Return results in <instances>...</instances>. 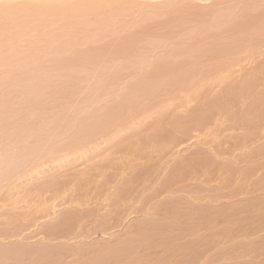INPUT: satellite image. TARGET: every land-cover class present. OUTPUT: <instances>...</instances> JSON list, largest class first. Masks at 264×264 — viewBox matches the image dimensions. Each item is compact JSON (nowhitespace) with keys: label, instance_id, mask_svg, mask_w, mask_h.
Listing matches in <instances>:
<instances>
[{"label":"rangeland","instance_id":"obj_1","mask_svg":"<svg viewBox=\"0 0 264 264\" xmlns=\"http://www.w3.org/2000/svg\"><path fill=\"white\" fill-rule=\"evenodd\" d=\"M110 1H116V2L125 1L128 3H126L125 7H123L121 4H118L116 8L113 7L114 4H111V6L108 9L93 13L92 17L96 15V22H97L96 26L97 27L94 26L95 25L94 23H92V25L89 24L86 27L84 23L81 27L82 33L78 32L77 35L78 36L81 35L82 37L89 35L91 38H93L94 36L97 37L102 34L105 36L106 32L111 31L109 34L106 33L107 35L102 41L98 42L99 44L94 40L91 42V44L94 47H91L88 50H84V51L88 52L89 50L94 49L96 46H106L108 48L109 44L111 45L113 43L117 45H124V42L126 40L125 46H128V47H129L128 43L133 42L132 43L133 53L132 54L130 53L131 56L130 54L111 55V53L108 52L109 54L101 55L102 57L99 58L100 60L97 59L96 62H89L86 64L77 63L75 65L76 67L71 66V67H66V69L58 68V71H53L55 70V67H53L54 69H52V66H51L53 61L56 58L59 59L60 56H63V54L54 53V52L52 53V51H46L47 53L41 52L37 55L39 56L42 64L47 67L41 68V70L38 71V73H33V74L30 73L28 75V80H26L27 82V85H25L26 88L22 86H13V87L11 86L10 88L8 85L0 88V96L4 95V98H5V100L4 99L2 100L0 98V153H1L0 154V164L1 165L3 164L4 166L5 162L7 164V163L12 162V160L19 163L16 169L14 170L15 172H12L10 174V176L13 175L11 179H9L11 182H9V180H3V183L1 184V187L6 188L9 182V186L11 188V186L15 182V184L13 185L14 188L12 187V189H9L8 188L9 186H8L6 188V191L7 189L8 191L6 192L5 190H3L2 194L9 193L11 197L13 196L17 198L20 196L19 197L20 199L19 198L15 199L12 197V199H10L8 202L7 201L3 202L4 198L5 199L7 198L6 196L5 197L3 196L4 198L0 197L2 199V200L0 199V205L3 203H7V204H3V206L1 205V207L5 208V210L7 211H5L3 208L1 209L0 207V210H4L5 215H6V216L0 215L1 216L0 217V248H6V249H11V250L13 249L14 251L12 252L17 254V257L15 258H14V256H16L15 254L12 255L13 258L11 256H5L3 254H0L2 255L0 256V264H18V263L19 264H87L93 259L95 260L98 257L100 258V256L101 258H103L102 259L103 262L108 260L106 262L107 264L116 263L115 261L111 259V256H108L109 254L108 249H110L111 247H112L111 250L114 249L113 247H116V249H118L117 245H119L121 241L124 240L125 238H128L129 234H131L129 230L130 227L136 225L137 223H140L146 214L144 215L143 212L141 213L133 212L132 214H130V216L126 215L123 217L124 221L120 226L113 228L111 227L112 225L111 217L113 216V214L111 216V213H105V211H100L97 213L95 211L97 208L95 209V206H93V203H92V201L95 202V200L88 199L90 198L89 196H86L85 199L81 198L78 196L77 194L78 192H76L73 195L72 188H75V186L73 184L72 186L71 183H69L68 181L71 177L73 178V177L79 176L80 174L81 175L85 173L93 174L95 170L97 171V167L105 166L102 163V160L106 157V155L107 156L110 155L112 160H114V162H117L119 165H120V162L118 161L123 160L125 163V166L127 165L129 167L127 169L128 171H131V170L132 172L135 171V174L133 173L131 174L130 172L128 173L129 174L127 176L128 179H130L134 175L137 176V173L141 171V176L135 178V180H137L138 182L136 181L137 183L136 182L133 183L134 187L138 186L140 182L141 184L137 188L142 187L143 183H150L156 180L154 181L155 184L153 183L154 184L153 187L159 190L158 193L162 191L161 192L162 194H160L161 196H157L155 199L156 200L160 199L161 202L164 200L165 201L172 200V201L178 202L179 204L181 202L180 206H184L186 202H189L191 199L195 198L193 197L195 194L197 195V192L194 194L192 193L193 190L195 192L196 190L199 189V190H203L202 193L205 196L206 194L207 195L213 194V196H215L219 192L220 193L222 191L224 192V193L222 192L223 197H220L221 199L220 198L216 199V203H215V200L213 201L206 200L204 202V204L207 205L208 210L212 212H213V209L214 211H218V209L220 210V208H222V211H223V209L229 210L232 207L239 208V210L238 208H236V211L235 210L232 211L230 209L229 214H231V216L226 211L227 214H224L223 218H220V216L217 217L219 218L217 220L219 224L218 223H215V224H217L218 226L213 225L211 228L208 227L209 229L204 228V229L198 230L197 233L191 237L180 239L174 244L169 243L170 248H173V246L174 248H176L177 245L184 243L186 240L191 241V240H197L201 238V241H202V238H203L205 239L203 241H206V237H208V235L209 237H211L212 234H216L217 236V239L215 240L216 242L212 241V243L214 242L215 243L220 242V243L218 247L215 244L216 248H211L215 250H212L211 251L212 253L209 252V255L210 254L213 255V252L214 254L220 252L216 256L213 255L215 258H217V256L220 254H224V256L227 255L228 258L223 257V255H220V257L221 256L223 257V258L221 257L222 258L221 261L223 263H228V264H230L229 262H232V264H234L235 262H247V263L255 262L258 264H263L264 263V220H263L264 218L262 215H264L263 214L264 212V191H263L264 190V153L262 152L264 151V146H263L264 145L263 143L264 142V138H263L264 130H261V129H263L264 127L261 128V126L264 125L263 123L264 121L262 122L264 118L261 120L262 122L261 124L263 125H260V122L258 123L260 127L259 125L258 126L256 125L257 127H259L258 130L261 128L260 130L263 133H260L261 131L259 130L260 132L258 131L259 133L257 132L258 133L257 134L256 133L257 130H255V127H256L255 126L253 129L255 132L253 133H256V134L253 135L251 133L252 135L250 137L252 138L250 137L248 138L250 143L247 140L248 142L246 143L247 147L245 146L244 148L243 147L241 149L239 148L240 150H238L237 148V150L231 153L224 152L225 149L224 150L222 149L221 151L223 152V154L225 153L224 155L223 154L221 155L220 154L221 151H219L216 148L217 143H218L216 142V139H215L216 135H218L220 138H222V136L225 137L224 139L222 138L221 140H223L224 143H228L229 140L231 139L228 137L229 136L228 134L237 136L244 132L241 129H237L238 131L236 129L235 131L227 130L225 131L226 133L225 135H228V136H225L224 133L223 134L221 133L222 132L221 129L220 130L218 129L219 131L217 132L213 126H212L213 128L210 127L211 125L215 124L214 122L218 124V120H220L222 123H225V122L227 123L228 120H225V122L221 120L223 118L226 119L225 117L220 116V119H218L217 121H214L208 127L209 129L204 128L203 130H201V131H204L203 133H201L200 131H195V130L193 131L194 126H192V129L188 128L189 130H192V132L189 131L188 129L182 130L181 128H179L178 130H174V131L181 130L180 132H182V135H180L181 133L179 134V132L177 133L173 132L174 135L177 134V136L179 137L181 136L180 138H178V141H177V144L180 142L178 146L176 142L172 144H168V145L167 143H165L167 140L171 138L169 137L172 135L170 131L173 129L172 126L170 125L171 122L168 119V117L171 115L170 112H165L166 114L165 113L163 114L164 117L161 118L162 128L160 129V131L158 130L160 133L162 132V130L167 128L166 130L168 131V134L164 135V138L161 135V133L154 135L153 125L155 124L156 120L158 122L159 118L161 117V113L163 112L161 110H163L164 108H168V107L171 110L176 111L178 113L179 118H189L190 117L189 115L192 112V110L196 109V106L199 104V102H196L198 101L197 99H195L194 101L192 100V103H190L191 102L190 100V102L184 101L182 103H178L180 105L176 104V105L170 106L171 104L170 102H172L174 98H176L174 99V101L177 99L183 100V98H185L184 95L188 92L189 94L192 95L193 92L196 91L198 88L199 89L201 88V90H204V91L206 90V88H213V87L217 88L218 85L216 86L214 85V83L218 84L220 83V81H223L224 78H227L226 79L227 83L231 81L234 83L237 82V84H239L240 82H242V80L244 81V78H248L250 76L249 73H253V72L255 76L260 75L259 77L262 80L263 73L260 72L261 69L259 70V68L260 66L261 68L263 67L262 61L264 59V55L260 57L258 56L256 57V54H258L257 52L254 55L255 57L254 56L246 57L245 54L241 51L240 53H237L236 55H228L227 53L226 55L228 57H225V56L220 57V56H216L218 54L217 53L213 56L215 59H217L216 61L214 59H207L208 55L206 54L205 55L200 54L198 51H196L197 49V46H196V48H194V52H197L196 53L197 55L195 54L191 56H183L180 58L188 59L189 61L199 60V63L202 62V66L196 67L199 70H202V69L210 70L211 69L210 66L217 64L216 65L217 67L213 71H211L212 73L203 74V71L191 72L190 74L192 75V82L194 83L191 87H189L185 91L183 89L182 90L175 89V87L166 89L164 91L160 90L161 91L159 93L160 96L158 95V98L152 101V103L150 104L151 106L149 105L150 108L149 109L146 108L147 110L139 111L137 109V105L139 104L138 102H131V101L126 102L123 105L124 107L120 109L122 110V115L123 116L125 115L124 117L126 118V121L124 123H118L116 125H113L112 127L108 126V128H105V130L99 131V132H93L88 137H86L85 134L87 135V132L91 133L92 131L95 130L94 125L97 124V122H94L93 115H104L106 113L108 114L109 113L108 110H113L117 106L121 107V103L124 101L125 95L127 94L128 90L131 89L133 84L138 85L141 82V80H144L143 77L146 76V70L152 68L151 67L152 63H157L160 60H163L164 63L170 62L169 64H172V62L169 59L170 52L174 50V48L177 49L176 46L183 44L182 45L184 46L183 50H187L188 52L192 44L198 45V42H199L200 45L201 44H211L210 47H212L214 45L213 43L215 42L214 40H217V39L223 40L225 41V43H233L231 42V40H233L234 43L238 42L244 46L247 40H245L244 42V40H241L240 38L252 35L253 29L255 30L256 25L261 24L259 17H256L254 20H252L249 17L247 21L248 23L246 22L244 18L248 17V15L255 16L257 13H259V11H264V0H110ZM1 2H5V0H0V4ZM179 10L187 11L189 15L186 12L187 14L183 17L181 16L182 18L178 17L179 21L177 23L167 22L169 15L175 14L172 16H176L177 14H181V13H178ZM237 18L239 20H237ZM231 19L232 21L236 20V22L233 24L230 21ZM106 22L109 24L108 26L105 25ZM262 22H264V15H262ZM30 25L32 27L35 26V29L30 28ZM96 28H97V31H96ZM238 28L240 30H238ZM193 30H195V33H197L196 34L197 37L196 36L194 37L195 41L191 40L192 35H193L192 33ZM28 31H29L28 34L23 35V36L27 35L25 37L26 41L18 40L16 42V45L18 46V49L20 51L24 48L23 45L26 46L24 48L26 50L27 41L29 40L36 41L37 40L36 37L38 36L40 37V35H42L41 32L45 30L40 26L30 23L28 25ZM55 33H59V30ZM113 33L114 35H112ZM134 34L135 35L137 34V36L139 35L138 36L139 38L137 37L138 38L137 39L134 37L132 38L134 39V41H132L130 38H128V36L130 35L134 36ZM199 38H201L202 40ZM197 39H199L200 41L198 40L197 42L196 41ZM237 39H240V40H237ZM25 42H26V45H25ZM121 42H123V44ZM38 44L39 43H36L35 45H38ZM82 44H83L82 41H78L76 46H74V50L78 48V51H80L86 48V45H82ZM243 46L241 48H243ZM247 46H245L244 48L249 47ZM45 47H47V45ZM131 47L132 45L130 46V48ZM206 48H208V46ZM8 49H9V45H7V50ZM263 49H264V46H263ZM78 51L75 50V52H78ZM198 54L202 55V57L199 56ZM200 57L201 59H199ZM233 57H237V58L233 60L232 59ZM207 60H210V61H207ZM221 64L222 66H218ZM172 65H176V64L173 63ZM11 66L10 67L8 66L0 67V78H6L10 75L9 69L11 68ZM227 66H230V67H227ZM48 68L49 69L51 68L50 71H48L49 70ZM255 72H258L257 75ZM245 74H249V76L248 75L245 76ZM67 75L68 77H71L75 82L74 87L67 90L68 92L65 89H62V87H57L58 84L62 83L66 79ZM242 75L245 77H243ZM229 76H232V78ZM186 80L187 78H185V81ZM261 82L262 81H260V83ZM46 83L49 85H47V87L44 88ZM198 83L201 85L203 84V85L200 86ZM225 84H226L225 82H222V86H224ZM260 87L261 86H259L258 88L259 91H264V87H263V90L260 89ZM217 89L219 90L220 87ZM149 94L150 93L144 95V98L148 97V99L145 102L150 100ZM159 97L161 98V100ZM38 100L40 101L42 100V102L37 104ZM240 101H243V100L241 99ZM165 102L167 103V105H165ZM191 104L192 106H190ZM129 106H132V107H129ZM174 106H179V108L174 107ZM130 108L132 109V112H134V110L135 112L137 111L139 112V113L137 112L139 119L136 116H133L131 114L132 113L131 110L128 111ZM180 108L182 109L180 110ZM154 113L156 115H154ZM145 115H146V118H145ZM110 116L111 115H108L106 116L107 118L106 117L104 118L108 120L111 118ZM143 118H144V122H143ZM138 120L139 121L142 120L143 123L139 122ZM81 123H83L82 125L83 127H85V132H84V128H83V131L82 129H80L82 131L81 133H83L84 135V138L78 139L77 137H81L82 134L81 133L79 134L80 132L79 130L77 132L78 133L77 135L76 131L77 129H79V126H81L80 125ZM167 123L169 126L167 125ZM18 125L20 127L21 125L23 126L22 132L19 130H14L16 129ZM89 126H91L93 129H91ZM86 127L87 128L89 127L90 130L87 129ZM210 129L211 131L215 130V132H217L215 134L214 139H212V137L215 132L211 134L212 132H210ZM186 130L188 131L187 133H185ZM205 130H209L210 133L206 132ZM14 133L16 134L13 135ZM184 133L186 134V136ZM205 133L209 135L207 136L205 135ZM74 135L75 136L77 135V136L74 137ZM160 135L162 136V140L164 139V141H161ZM147 136H150L151 138L149 139V137ZM165 136H166V139H165ZM218 136L216 137L217 139H218ZM85 137L86 139L88 138L87 141ZM106 137H108L109 139L108 138L106 139ZM227 137L229 138V140ZM111 138L112 139L115 138L113 140H115L114 142L116 143L122 142L124 141V139L129 140V141H125L127 146L125 145L124 147L119 149V148H116L118 143L117 144L113 143V141L110 142V140H112ZM155 138L158 139L159 141L154 140ZM75 139L77 141L81 140L83 144H81L80 142L79 146L78 145L76 146L75 144H73L77 142ZM211 139L214 142H212ZM225 139L228 142H225ZM143 141L145 144H143ZM208 141L209 142L211 141V144ZM68 142H70L69 146H68ZM110 143H111V146H110ZM132 143H135L138 146L135 145L136 146L135 147L134 144L132 145ZM224 143L222 144L223 146H224ZM234 143L235 142L233 140L232 144ZM62 145L63 146L66 145L68 150L69 149L70 150L68 151L65 147H62ZM71 145H73V148ZM131 145L132 147H130ZM230 146L233 147L235 146V144L234 145L230 144ZM139 147L140 148L142 147V148L140 149ZM156 147H157V150L155 149ZM164 147H166V149ZM224 147H227V146H224ZM51 148H53L52 151H51ZM60 148L61 150H59ZM77 148L80 150H78ZM151 148H154L156 151L154 152L153 150H151ZM158 148H160L161 150L163 149L165 150L163 152L160 150L161 152H159ZM211 149L212 150L215 149L216 151L214 150V153H213ZM261 149L263 151L260 152ZM123 150L126 152H123ZM217 150L220 153H215L217 152ZM150 151L153 153L152 154L153 156H151L150 154V157H149V153H151ZM142 152L143 153L145 152V153L142 154ZM249 152H251L252 154L251 153L249 154ZM154 154L155 155L157 154L156 155L157 157ZM246 154H248L249 157ZM208 155L212 157H209ZM200 156L202 157L204 156L205 159L213 160V162L211 163V166L210 165L205 166V169H204L207 172L204 176L205 177L209 176L207 177L209 179L212 177L210 180L209 179L207 180L208 181L207 184H206V181L205 183L200 181L199 176L201 175L199 174V176L197 175L198 179L195 177H193V179L190 177L185 178V179H188V182H184V183L185 184L188 183L189 185L184 188L183 186H181L182 183L180 182L176 183V181H180L178 179L181 176H178L177 180L169 183L168 185L169 187H171V188H168V190L171 189L170 191L173 190V192H169L168 190L165 189L166 187L162 185L163 183L162 181L165 178H168L169 176H171L170 171L173 165L184 162L185 160L191 161L194 159L193 157L196 158ZM243 156L245 158L247 157L248 158L245 160ZM3 157H6V158H3ZM151 157L154 159L153 161L148 160ZM249 158L251 160H249ZM143 162H144L143 167H139V166L135 167V164L143 165ZM251 164L253 166H251ZM28 165L30 166L27 167ZM36 165L39 167H36ZM33 166L36 167L35 170L32 169ZM25 167L26 169H24ZM230 167L231 168L233 167L235 169V170L231 169L232 171L233 170L235 171L234 173L233 172L229 173L227 171V169L229 170ZM131 168L133 169L135 168V170L133 171V169ZM23 169L26 172H24ZM144 169H146L145 172H144ZM220 169L222 171H220ZM27 171L31 173H28ZM120 171H122V169H119V168L118 169L112 168L109 170L106 169V172L108 174L111 173L117 176H119ZM21 172L22 174L24 173V176H21V174L19 175V173ZM25 173H28V175L27 174L25 175ZM150 176L152 177L151 181L149 180ZM245 176H247V178ZM5 177H9V174ZM127 177H125V179ZM238 178L240 181L242 180V182L247 181L246 183L243 182L245 183V185L246 184L247 185L242 186L241 184L242 182L236 180ZM243 178L245 180H243ZM248 180L251 181V184H249ZM67 183H69L70 186ZM234 184L237 185L238 188L240 187V184H241L242 187H240V189L243 188L241 189L242 191H239L240 189L238 188L236 189L234 187L235 186ZM53 185L55 187H52ZM45 187L46 188L50 187V189H46ZM42 188H45V189H42ZM58 188L61 189V191L57 190ZM66 188L67 190H69L70 188V192L65 190ZM154 188L151 190L152 192L151 191L148 192L149 195L151 194L153 195V193L156 190ZM159 188H161L162 190ZM179 188H182L180 192H179ZM53 189L54 190L56 189L55 192H53L54 191ZM219 189H221V191ZM232 189L235 191L238 190V192H240L239 193L240 195L238 194V192H236L238 196L234 194ZM9 190H11V192H9ZM41 190L43 192H40ZM165 190L167 193H165ZM48 191H50V194ZM51 191L53 192L54 196L55 194H57L58 197H56L57 195L55 197H52L53 195ZM231 192H233L234 195L231 194ZM224 194L225 196L227 194V196L224 197ZM217 195L216 197H218ZM232 196H235V197H232ZM53 198H56V199H53ZM260 198L261 199L263 198V199L261 200ZM13 199H15L16 201ZM155 199H153L154 202L156 201ZM180 199L183 201H181ZM206 199H209V198L207 197ZM17 200L20 201L19 204L17 203L18 202ZM79 201H80V204L77 203ZM87 201H90L91 203L88 202L87 204ZM250 201H252L251 202L252 206L251 204L249 205ZM258 201L262 205L255 204ZM246 203H248L249 206ZM16 204L18 205L16 206ZM5 205H8V206H5ZM208 205L210 207H208ZM211 206L213 207L211 208ZM219 206L221 207L219 208ZM246 206H248L249 208L247 207V209H243V207L246 208ZM259 206L261 207V209H259L258 212L256 213H259V211L262 213L261 214L259 213V216L255 213V216H254L253 215L254 209L255 207L259 208ZM262 206H263V209H262ZM215 207L217 210H215ZM250 207H252L253 209H251ZM8 208H9V211H8ZM248 209H249V212H248ZM91 210H94L95 213H97V215L100 216L97 218V220L95 219L96 218L95 215L91 219H89L88 217V219L83 220V222L76 220L77 223H75L74 221L72 222V219H71V220H67L70 223L69 228L60 227L58 231H56L55 233H53V231H51L50 229H47L48 226L50 225L52 226L53 224L58 223L65 216L67 217L66 214L72 215V214H79L83 212L82 214H85V216H87ZM240 210L241 211L243 210V211L240 213ZM4 211H1L0 214H3ZM12 212L14 213V215L10 214ZM212 212L210 213L213 214L214 216V214L216 213L214 212L212 213ZM19 213L21 215H19ZM23 213H25V216H23ZM171 213L169 214L167 213L166 215L172 216ZM260 215L262 216L261 219H260L261 217ZM114 216L116 217L117 214H115ZM253 216L254 217L257 216V218H253ZM161 217H163L164 221H168V220L170 221V218H171L169 217V219L168 218L165 219L163 214L161 215ZM250 217L253 219H251ZM103 218H104V221H103ZM161 219L162 218H160V220ZM249 219H251V221H249ZM197 220L199 221V218ZM241 220L243 221V223H241ZM231 222L232 224H230ZM83 223L85 224L83 225ZM101 223L105 224L106 227H111V228L105 233L103 230L98 229L100 226L99 224ZM251 223H254V224H251ZM221 226H223V228ZM219 227L221 228V230ZM242 227H245L246 229ZM215 228L217 232L214 231ZM175 232L177 233V231L175 230L173 234ZM201 233L202 235H200ZM198 236L200 237L198 238ZM249 247H250V250L247 249ZM163 248H164L163 246L155 247L153 250L148 249L147 251H144L143 248H142L143 250H141L140 248V250L136 251L137 248H135V251L133 250L130 253H127L125 255V258L123 257H122L123 259L120 258L121 261H119L118 259L119 261L118 264L119 263L123 264L124 262H125L124 264H127V262L130 264L131 263L164 264L162 261H160L163 259V256L165 257L164 254L166 252L165 251L166 247L165 249ZM100 249H103V250L100 251ZM116 249L111 251V253H114ZM134 252H136L135 255H134ZM147 253H150V254H147ZM97 254L98 255L100 254V255L98 256ZM112 255H113V258H118L117 257L118 255H115V254H112ZM211 255L208 257V254L205 253V258H203L199 263L200 264H215V263L219 264L221 263L220 260L212 262L214 261L215 258L213 259ZM231 256L235 258H233L232 260H229L232 258ZM147 257L153 260L147 259ZM183 260H184L183 255L181 254L176 255L174 258L175 262L177 261L182 262ZM224 261H227V262H224ZM103 262L102 263L96 262L95 264H98V263L103 264Z\"/></svg>","mask_w":264,"mask_h":264},{"label":"bare ground","instance_id":"obj_2","mask_svg":"<svg viewBox=\"0 0 264 264\" xmlns=\"http://www.w3.org/2000/svg\"><path fill=\"white\" fill-rule=\"evenodd\" d=\"M126 3L128 2H125V1H110V0H5V2H1L0 4V67H4V66H8L10 67L11 65V68L9 69V72H10V75L6 78H0V88L4 87V86H9L11 88V86H22V87H25V85H27V82L26 80H28V75L31 73H38V71L41 70V68L43 67H47L45 65L42 64V62L40 61V58L37 54L41 53V52H46V51H52V53H61L63 54V56H60L59 59H55L52 63V69H54L53 67H55V70L53 71H58V68L59 69H66V67H71V66H75L77 63L79 64H86V63H89V62H96L97 59H99L100 57H102L101 55H105V54H109L111 53V55H119V54H125V55H128V54H132V50H133V42L131 43H128L129 47L128 46H125L126 44V40L124 42V45H117V44H109V47L107 48L106 46H96L94 49L92 50H89L88 52L84 51V50H88L89 48L91 47H94L91 42L92 41H96L97 43L99 41H102L105 36L107 34H109L111 31H108L105 33V36L102 34V35H99V36H94L93 38H91L89 35L88 36H85V37H82L81 35L78 36L77 33L78 32H81L82 33V25L85 23V26L87 27L89 24L92 25V23H94L96 26L97 25V22H96V15H94V17H92V14L93 13H96V12H100L102 10H106L108 9L111 4H114L113 7L116 8L118 4H121L123 7H125ZM125 9V8H124ZM183 10V9H182ZM182 10H179L178 13H181V14H177L176 16H172V15H175V14H172V15H169L168 16V19H167V22L169 23H177L179 21L178 17H183L185 16L188 12L187 11H182ZM187 12V13H186ZM256 14V13H255ZM189 15V13H188ZM251 15V14H250ZM262 15H264V11H259V13H257L255 16H249L248 17H245L244 19L246 20V22L248 21L249 17L254 20L256 17H259V20L261 21V24L260 25H256V28L255 30L253 29V32H252V35L250 36H245V37H241L240 39L241 40H247L246 44H244V46L241 44V43H238V42H235L233 40H231V42L233 43H225V41L223 40H214L215 42L213 43L214 45L212 47H210L211 44H201L198 42L199 39H197L196 41L198 42V45L197 44H192L189 51L187 52V50H183L184 46H182L183 44L181 45H178L176 46V48H174V50H172L170 52V61L173 63H175L176 65H172V64H169L170 62H167V63H164L163 60H160L159 62L157 63H152L150 69H147L146 70V76L143 77L144 80H141V82L138 84V85H134L131 87V89H129L128 87V92L127 94L125 95V99L124 101L121 103V107H116L114 108L113 110H108L109 113L107 114H104V115H93L94 116V122H97V124H93L95 126V130L92 131L91 133H88L87 130V135L85 134L86 137L90 136L93 132H99V131H103L105 130V128H108V126L112 127L113 125H116L118 123H124L126 121V118L122 115V110H120L122 107H124L123 105L126 103V102H138L139 104L137 105V109L139 111L141 110H147L150 108V104L152 103L153 100H156L158 98V95L161 91H164L166 89H170V88H173L175 87V89H178V90H187L189 87H191L194 83L192 82V75L190 74L191 72L193 71H196V72H201L203 71V74H209V73H212L211 71H213L217 66L216 65H212L210 66V70H199L197 69L196 67H200L202 66V62L199 63V60H191L189 61L188 59H182L180 57H183V56H191V55H195L197 52H194V48H196L197 46V49L196 51H198L200 54H206L208 55V58L207 59H214L217 61V59H215L213 56L215 54H217L216 56H220V57H228L226 54L228 53V55H236L237 53H240L241 51L245 54L246 57H252L254 56L257 52L258 54H256V57H260V56H263L264 55V49H263V46H264V22H262ZM181 17V18H182ZM234 19V18H232ZM232 19L230 20L233 24L236 22V20H233ZM237 20H239L237 18ZM257 20V19H256ZM252 22V21H251ZM32 23L34 25H37V26H40L42 27L45 31H42V35H40V37H36V41H32V40H29L27 41V48L26 50L24 49L26 46L23 45V49L20 51L18 49V46L16 45V42L18 40H25V36H23L24 34H28V25ZM231 23V24H232ZM248 23V22H247ZM239 24V23H238ZM106 26H108L109 24L106 22L105 23ZM97 27V26H96ZM111 27V26H110ZM222 27V26H221ZM231 27V26H230ZM237 27V26H236ZM30 28H33L35 29V26L32 27L30 25ZM240 28V27H239ZM238 28V30H240ZM90 29V28H88ZM234 29V28H233ZM59 30V33H55ZM96 31H97V28H96ZM198 31V30H197ZM243 31V30H242ZM228 32V31H227ZM241 32V31H240ZM193 35H192V41H195L194 37L196 36L197 33H195V30H193ZM195 33V34H194ZM199 33V32H198ZM141 34V33H140ZM247 34V32H246ZM245 34V35H246ZM250 34V33H249ZM114 35V33L112 34ZM190 35V34H189ZM219 35V34H218ZM236 35V34H235ZM241 35V34H240ZM239 35V36H240ZM139 36V35H138ZM137 34L134 36L130 35L128 36V38H130L132 41H134V39L132 38H137L138 37ZM201 36V34H200ZM199 36V37H200ZM197 37V36H196ZM251 37V38H250ZM139 38V37H138ZM137 38V39H138ZM250 38V39H249ZM124 39V38H122ZM226 39V38H225ZM240 39H237V40H240ZM202 40V39H201ZM249 40V41H248ZM26 41V40H25ZM78 41H82L83 44L82 45H86V48L78 51V46L76 47L78 52H75L74 50V46H76L77 42ZM200 41V40H199ZM206 41V40H205ZM204 41V42H205ZM230 41V40H228ZM195 42V43H197ZM227 42V41H226ZM240 42V41H239ZM36 43H39L38 45H35ZM123 44V42H121ZM207 43V42H206ZM22 44V43H21ZM99 44V43H98ZM119 44V43H118ZM132 45V47L130 48V46ZM241 44V46H240ZM248 44V46H247ZM7 45H9V49L7 50ZM25 45H26V42H25ZM47 45V47H45ZM108 45V44H106ZM20 46V45H19ZM208 46V48H206ZM243 46V48H241ZM245 46H247L248 48H244ZM106 47V48H105ZM188 48V47H187ZM172 49V48H171ZM19 50V51H18ZM35 50V51H34ZM74 50V51H73ZM2 51V52H1ZM5 51V52H4ZM109 52V53H108ZM47 53V52H46ZM130 54V56H131ZM198 54L199 56L202 57V55ZM197 55V54H196ZM241 55V54H240ZM167 57V56H166ZM201 57L199 59H201ZM210 57V58H209ZM238 57V55H237ZM237 57H233L232 59L235 60ZM255 57V56H254ZM77 58V59H75ZM104 58V57H103ZM263 58V57H261ZM223 59V58H222ZM240 59V58H239ZM244 59V58H243ZM100 60V59H99ZM213 60V62H214ZM207 61H210V60H207ZM215 61V62H216ZM261 61V60H260ZM264 61V59H263ZM262 61V68L260 66L259 70L261 69V73H263V77H262V80L260 79V75H257L258 72H255L256 75L258 76H255L254 75V72L253 73H249V74H245L248 75L249 77L248 78H244V81L242 80V82H240L239 84H237V82H229L227 83L226 79L227 78H224L223 81H220V83L218 84H215L214 85H218L217 88L220 87V89L218 90L216 87H213V88H206V90H201V88L199 89H195L196 91L193 92V94H189L188 93H184L183 95L185 96V98H183V100H175L176 98L173 99L172 102H170V106L172 105H176L178 103H182L184 101L186 102H191L192 103V100L194 101L195 99H197L198 101L196 102H199V104L196 106V109H193L192 112L190 113V117L189 118H179L178 117V113L174 110H171L169 107L168 108H164L162 113H161V117L159 118L158 122L156 120L155 124L153 125V132H154V135H157V134H160L163 136L164 138V135H167L168 134V131L166 129L162 130V132L159 133L160 129L162 128V125H161V118L164 117V113L165 112H170V116L168 117V119L170 120V125L172 126V130L170 131V133H172L171 137L169 140H165L168 144H172V143H175L177 144V141H178V138H180L179 136L174 135L173 132L177 133L179 132L180 135H182V132L180 131H174V130H178L179 128H181L182 130L184 129H188V128H191L192 129V126L193 127V131H200L201 133H203L204 131H201L203 130L204 128L206 129H209L208 127L214 122V121H217L218 119H220V116L221 117H225L226 119H221L223 122H225V120H228V122L226 123H222L220 120H218V124H216V122H214L215 124L211 125L210 127L213 128L218 132L220 129H221V133L224 135L226 134L225 131H235V129H241L243 130L244 132L239 134V135H225V136H228L229 138L232 139V141L234 140V144L235 146H230L231 145H234L232 144V141L231 139L228 141H226L225 139V142H228V143H224L223 140H221L222 138L224 139L225 137L222 136V138H220L218 135H216V137L218 136V139L215 137V134L217 132H215V130L211 131L210 129V132H212L211 134H213L214 132V135L212 137V139H216V142L217 143V146L216 148L221 151L222 149L224 150V152H228V153H231V152H234L235 150H240L242 147L244 148L247 144L246 143H250V141L248 140V138L253 134H256L261 128L264 127L263 124H261L263 121H264V91H259V86L260 89L263 90V87H264V62ZM212 62V61H211ZM229 62V61H228ZM239 63V62H238ZM261 64V63H260ZM199 65V66H198ZM236 65V64H235ZM149 66V65H148ZM218 66H222L221 65H218ZM225 66V65H224ZM233 66V64H232ZM238 66V65H237ZM259 66V65H258ZM76 67V66H75ZM227 67H230V66H227ZM45 69V68H44ZM49 69V68H48ZM51 69V68H50ZM50 69L48 71H50ZM57 69V70H56ZM111 69V68H110ZM113 69V68H112ZM191 69V70H190ZM8 70V69H7ZM47 70V69H46ZM109 70V69H108ZM240 70V69H239ZM248 70V69H246ZM263 70V71H262ZM60 71V70H59ZM223 71V70H221ZM237 71V70H235ZM242 71V70H241ZM244 71V70H243ZM250 71V70H249ZM43 72V71H41ZM227 72V70H226ZM225 72V74H226ZM8 73V72H7ZM248 73V72H247ZM72 74V73H71ZM196 74V73H195ZM201 74V73H199ZM244 74V72H243ZM253 74V75H251ZM262 75V74H261ZM73 76V75H72ZM228 76V75H227ZM243 76V75H242ZM243 76V77H245ZM232 78V76H229ZM241 77V78H243ZM185 78H187V80L189 81H185ZM223 78V77H222ZM236 78V77H234ZM240 78V79H241ZM30 79V77H29ZM34 79V78H33ZM36 79V78H35ZM239 79V78H238ZM213 80V79H212ZM217 81V80H215ZM260 81H262L260 83ZM139 82V81H138ZM198 82V81H197ZM211 82V81H210ZM214 82V81H213ZM222 82H225L226 84L224 86H222ZM39 83V82H37ZM74 80L71 78V77H68V75L66 76V79L57 85V87H62V89H65L66 91L73 88L74 87ZM202 83V82H201ZM206 83V82H205ZM128 84V83H127ZM199 84V83H198ZM47 84L44 86V88L47 87ZM200 86H202L201 84H199ZM197 86V84H196ZM210 86V85H209ZM21 87V88H22ZM199 87V86H198ZM26 88V87H25ZM203 89V87H202ZM257 89V90H256ZM161 90V91H160ZM68 92V91H67ZM183 92V91H182ZM150 93L149 97H150V100L145 102L148 97H145L144 98V95L145 94H148ZM179 93V92H178ZM4 94V93H3ZM160 96V95H159ZM165 97V96H164ZM179 97V96H178ZM177 97V98H178ZM183 97V96H182ZM0 98L3 100H5L4 98V95L3 96H0ZM50 98V97H49ZM160 98V97H159ZM166 98V97H165ZM182 99V98H181ZM243 100V101H240V100ZM161 100V98H160ZM163 100V99H162ZM247 100V101H246ZM246 101V102H245ZM42 100H38L37 101V104L41 103ZM144 103V104H143ZM169 104V103H168ZM144 105V107H143ZM150 105V106H149ZM165 105H167V103L165 102ZM164 105V106H165ZM180 105V104H178ZM188 105V104H187ZM186 105V107H187ZM241 107H240V106ZM192 106V104L190 105ZM129 107H132V106H129ZM174 107H178L179 106H174ZM28 108V107H27ZM147 108V109H146ZM153 108V107H152ZM136 109V110H137ZM182 108H180L181 110ZM27 110V109H26ZM132 112V109L130 108L128 111ZM107 111V112H108ZM138 112V111H137ZM135 112H132L131 114L133 116H136L138 118V113ZM144 113V112H143ZM153 114V113H152ZM160 114V113H159ZM158 114V115H159ZM166 114V113H165ZM225 114V116H224ZM108 115H111L110 119H106ZM154 115H156L154 113ZM157 115V116H158ZM132 116V117H133ZM149 116V115H147ZM106 117V118H104ZM37 118V117H36ZM102 118V119H101ZM134 118V117H133ZM145 118H146V115H145ZM154 118V117H153ZM83 119V118H82ZM128 119V118H127ZM139 119V118H138ZM216 119V120H215ZM263 119V120H262ZM85 120V119H84ZM107 120V121H106ZM146 120V119H145ZM154 120V121H155ZM198 120V121H197ZM262 120V122H261ZM133 121V120H132ZM139 121V120H138ZM209 121V122H208ZM31 122V121H30ZM85 122V121H84ZM107 122V123H106ZM139 122H142L139 121ZM143 122H144V118H143ZM142 122V123H143ZM208 122V123H207ZM260 122V125H263L261 126V128L258 130V128L260 127V125L258 124ZM135 123V122H134ZM133 123V124H134ZM207 123V124H206ZM264 123V122H263ZM83 123H81L79 126V129H77L76 131V134L78 135V131L80 129H82L83 131V128H84V132H85V127H83L82 125ZM139 124V123H137ZM135 124V125H137ZM224 124V125H223ZM227 124V125H226ZM88 125V124H87ZM92 125V126H93ZM168 125V123H167ZM259 125V127L257 126ZM86 126V125H85ZM165 126V125H164ZM169 126V125H168ZM201 126V127H200ZM213 126V127H212ZM216 126V127H215ZM256 126V127H255ZM82 127V128H80ZM91 129H93L91 126H89ZM89 127L87 129H89ZM121 127V126H120ZM149 127V126H148ZM255 127V130L256 133H253L255 132L253 129ZM78 128V127H77ZM122 128V127H121ZM127 128V127H126ZM164 128V127H163ZM217 128V129H216ZM25 129V128H24ZM116 129V128H115ZM132 129V128H131ZM170 129V128H169ZM168 129V130H169ZM219 129V130H218ZM14 130H19L22 132L23 130V126L21 125V127L18 125L16 127V129ZM70 130V129H69ZM90 130V129H89ZM159 130V131H158ZM189 130V129H188ZM261 130H264L261 129ZM260 130V131H261ZM80 130L79 134L82 132ZM111 131V130H110ZM130 131V130H128ZM192 132V130H189ZM206 132H209V130H205ZM238 131V130H237ZM259 131V132H260ZM184 132V131H183ZM188 131L186 130L185 133H187ZM198 132V133H200ZM209 132V133H210ZM258 132V133H259ZM17 133V132H16ZM16 133H14L13 135H15ZM74 133V131H73ZM119 133V132H118ZM184 133V134H185ZM252 133V134H251ZM257 133V134H258ZM260 133H263L262 131ZM21 134V133H20ZM82 136L81 137H77L78 139H83L84 138V135L83 133H81ZM96 134V133H94ZM112 134V133H111ZM121 134V133H120ZM125 134V132H124ZM152 134V133H151ZM178 134V135H179ZM18 135V134H17ZM76 135V136H77ZM103 135V134H102ZM127 135V134H126ZM160 135V136H161ZM205 135H207L205 133ZM209 135V134H208ZM207 135V136H208ZM260 135V134H259ZM74 135V137H76ZM162 136H161V141H164V139L162 140ZM186 136V134H185ZM183 136V137H185ZM194 136V135H193ZM14 137V136H13ZM85 137V139H86ZM115 137V136H114ZM128 137V136H126ZM125 137V138H126ZM149 137V139L151 138L150 136H147ZM206 137V136H205ZM71 138V137H70ZM105 138V137H104ZM108 137H106L107 139ZM118 138V136H117ZM130 138V136H129ZM220 138V139H219ZM252 138V137H250ZM264 138V137H263ZM109 139V138H108ZM112 139V138H111ZM115 139V138H113ZM110 140L113 141V143H116L114 142L115 140ZM124 139V138H123ZM122 139V140H123ZM153 139V137H152ZM151 139V140H152ZM165 139H166V136H165ZM211 139V141H212ZM76 140V139H75ZM74 140V141H75ZM88 140V138L86 139V141ZM117 140V139H116ZM154 140H157L159 141L158 139H154ZM248 140V142H247ZM77 141V140H76ZM75 141V142H76ZM84 141V140H83ZM119 141V140H118ZM125 141H129V140H126L124 139V141L122 142H117L118 145L116 148H119L121 149L122 147H124L125 145L127 146L126 142ZM186 141V140H185ZM211 141L209 142L211 144ZM73 142V141H72ZM83 144V142L81 140L77 141L76 143H73L75 144L76 146L79 144ZM108 142V141H107ZM138 142V140H137ZM183 142V141H182ZM214 142V141H212ZM237 142V143H236ZM116 143V144H117ZM142 143V142H141ZM180 143V142H179ZM178 143V144H179ZM224 143V146H227V147H224L222 144ZM245 143V144H244ZM255 143V142H254ZM264 143V142H263ZM23 144V143H22ZM85 144V143H84ZM95 144V143H94ZM108 144V143H106ZM134 144V146L136 145L135 143H132V145ZM138 144V143H137ZM140 144V143H139ZM143 144L144 141H143ZM142 144V145H143ZM158 144V143H157ZM156 144V145H157ZM177 144V146H178ZM213 144V143H212ZM216 144V143H214ZM228 144V145H226ZM237 144V146H236ZM19 145V143H18ZM70 145V142H68V146ZM74 145V146H75ZM113 145V144H112ZM132 145L130 147H132ZM165 145V144H164ZM166 145V147H167ZM56 146V145H54ZM72 148H73V145H71ZM110 146H111V143H110ZM138 146V145H136ZM135 146V147H136ZM210 146V145H209ZM253 146V145H252ZM264 146V145H263ZM19 147V146H18ZM62 147H65L67 150V146H63ZM166 147H164L166 149ZM194 147V146H193ZM211 147V146H210ZM222 147V148H221ZM230 147V148H229ZM232 147V148H231ZM247 147V146H246ZM15 148V147H14ZM48 148V147H46ZM63 148V149H65ZM94 148V147H93ZM140 148V147H139ZM137 148V149H139ZM142 148V147H141ZM140 148V149H141ZM221 148V149H220ZM240 148V149H239ZM262 148V147H261ZM40 149V148H39ZM53 148H51V151H52ZM78 149V148H77ZM76 149V150H77ZM157 150V147L155 148ZM154 148H151V150H153L154 152L156 151ZM165 149L161 150L160 148H158V151L159 152H163ZM184 149V148H183ZM248 149V148H247ZM252 149V148H250ZM254 149V148H253ZM15 150V149H14ZM61 150V148L59 149ZM70 150V149H69ZM68 150V151H69ZM80 150V149H78ZM161 150V151H160ZM173 150V149H172ZM212 150V149H211ZM214 150L213 149V153H214ZM217 150V152L215 153H220L219 151ZM249 150V149H248ZM31 151V150H29ZM66 151V150H65ZM119 151V150H118ZM210 151V150H209ZM216 151V150H215ZM263 151L262 149L260 150V152ZM33 152V151H32ZM79 152V151H78ZM123 152H126L123 150ZM122 152V153H123ZM151 152V151H150ZM191 152V151H190ZM253 152V151H252ZM259 152V151H258ZM118 153V152H117ZM145 153V152H144ZM142 152V154H144ZM147 153V152H146ZM251 152H249L250 154ZM264 153V151L262 152ZM1 154V153H0ZM112 154V153H111ZM119 154V153H118ZM124 154V153H123ZM127 154V153H125ZM130 154V153H128ZM150 154L151 156H153L152 152L149 153V157H150ZM196 154V153H195ZM221 155L223 154V152L221 151L220 153ZM225 154V153H224ZM223 154V155H224ZM227 154V153H226ZM252 154V153H251ZM254 154V153H253ZM52 155V154H51ZM155 155V154H154ZM157 155V154H156ZM155 155V156H156ZM165 155V153H164ZM248 155V154H246ZM262 155V154H261ZM116 156V155H115ZM145 156V155H144ZM148 156V155H147ZM209 157H212L210 155H208ZM253 156V155H251ZM142 157V156H140ZM157 157V156H156ZM202 156L200 157H193L191 161H188V160H185L184 162H181L179 164H176V165H173V167L171 168V171H170V174L171 176H169L168 178H165L162 182V185L164 187H166L165 189L168 190V188H171L169 187V183L177 180V177L178 176H181L178 180L180 181H176L177 182H180L182 183L181 186H183L184 188L187 187L189 184L188 183H184V182H188V179H185V178H192L195 177L198 179L197 175L199 176V174L201 176H199V179L201 182L205 183L206 181V184L208 183V179L207 177L209 176H204L207 172L205 169V166H211V163L213 162V160L211 159H205L204 156L201 158ZM244 157V156H243ZM249 157V155H248ZM247 157V158H248ZM3 158H6V157H3ZM155 158V157H154ZM204 158V159H203ZM247 158L244 157V159L246 160ZM121 159V158H120ZM158 159V158H157ZM188 159V158H187ZM6 160V159H5ZM54 160V159H53ZM148 160H151L153 161L154 159L151 157L150 159ZM228 160V159H226ZM249 160H251L249 158ZM169 161V160H168ZM183 161V160H182ZM218 161V160H217ZM223 161V159H222ZM263 161V160H261ZM47 162V161H46ZM120 162V165L117 163V162H114V160H112V158L109 156L106 155V157L102 160V163L105 165V166H100V167H97V171L95 170V172L93 174L91 173H85L83 175H79V176H76V177H71L68 181L69 183H71V185L73 184L75 186V188H72V193L73 195L78 192V196L81 197V198H84L86 196H89L90 198L88 199H91V200H95L92 201L93 203V206H95V211L98 213L100 211H105V213H111V216L113 214V216L111 217V227L115 228L117 226H120L122 223H123V217L126 216V215H129L132 214L133 212L135 213H141L143 212L144 216L143 217V220H141L140 223H137L136 225L134 226H131L130 227V233L129 234V237L128 238H125L124 240L121 241V243L119 245H117V248L116 247H113L116 251H114V253H111V250L112 247L109 250V254L108 256H111V259L113 261H115L116 263L115 264H118L120 260V258H125V255L127 253H130L131 251H135V248H137L136 251L140 250H143L144 251H147L148 249H151L153 250L155 247H164L163 249H165V257L163 256V259L159 260L162 261L164 264H198L203 258H205V253L208 254V257L211 255H209V252H211L212 250H215V249H211V248H216L215 247V244L219 245V243H215L216 239H217V236L216 234H212L211 237H206V241H203L205 239L202 238V241H201V238H199L200 236H198L199 239L197 240H191V241H186L184 243H181L179 245L176 246V248H170L169 247V243L171 244H174L175 242L179 241L180 239H183V238H187V237H191L193 235H195L197 233L198 230H201V229H204V228H211L213 225H217L215 223H218V219L217 217L220 216V218H223L224 214H229L230 213V209L233 211L235 210L236 211V208H230L229 210H226V209H223L222 211V208H220L221 206H219L220 210L218 209V211H214L213 209V212L216 213L214 214H211L210 210H208L207 208V205L204 204V202L206 200L208 201H213L215 200V203H216V199L220 198V197H223L222 196V192L220 193H217L216 195L218 197L213 196V194H206L203 195V190H196L194 192L193 190V194L197 192V195L193 196L195 197L194 199H191L193 201H189V202H186L184 204V206H180V204L178 202H175V201H172V200H169V201H162L159 199V200H156L155 198L157 196H161L160 194H162L161 192V189L160 193L159 190H157L156 188H154V184L156 180H154L153 182H150V183H143L142 184V187L140 188H137L138 186L134 187L133 186V183L136 182L137 180H135L136 177H139L141 176V171L138 172L137 170V176L134 175L133 177H131L130 179H128V173L130 172L131 174H135V168H131L133 169L134 172L131 171H128L127 169L129 168L127 165V167L125 166V163L123 160L121 161H118ZM147 162V161H146ZM158 162V161H157ZM4 163V162H3ZM101 163V162H100ZM155 163V161H154ZM167 163V162H166ZM19 163H17L16 161H13L10 162V163H7L5 162V165L3 166V164L1 165L0 164V197L1 198H4L5 196L8 198H4L3 202L5 201H9L10 199H12L11 195H9V193H5V194H2L3 193V190L6 191V188L9 186V182H11L9 179H11V177L13 176H10V174L12 172H15L14 170L16 169L17 165ZM158 164V163H157ZM226 164V163H225ZM119 165V166H117ZM213 165V164H212ZM30 165H28L27 167H29ZM32 166V165H31ZM143 167L144 166V162H143V165L140 164V165H136L135 164V167ZM156 166V165H155ZM154 166V167H155ZM168 166V165H167ZM166 166V167H167ZM251 166H253L251 164ZM250 166V167H251ZM259 166V165H258ZM36 167H39L36 165ZM35 166H33L32 169L35 170L36 168ZM122 169V171L119 172V176L115 175V174H108L106 172V169L109 170V169H112V168H116V169ZM132 167V166H131ZM213 167V166H212ZM227 167V166H225ZM224 167V168H225ZM214 168V167H213ZM218 168V167H217ZM221 168V167H220ZM26 169V167L24 168ZM23 169V171H24ZM155 169V168H154ZM211 169V168H210ZM231 169H234L233 167L231 168L230 167V171L227 169V171L229 173H234L235 169L232 171ZM30 170V169H29ZM33 170V172H34ZM141 170V169H140ZM237 170V169H236ZM22 171V169H21ZM146 171V169H144V172ZM215 171V170H214ZM220 171H222L220 169ZM224 171V169H223ZM226 171V170H225ZM250 171V170H249ZM20 172V171H19ZM26 172V171H24ZM28 172V171H27ZM37 172V171H36ZM118 172V171H116ZM256 172V171H255ZM17 173V172H16ZM28 173H31V172H28ZM28 173H25V175ZM147 173V172H146ZM149 173V172H148ZM9 174V177H5ZM21 174V176H24V173L22 174L19 173V175ZM130 174V175H131ZM144 174V173H143ZM148 175V174H147ZM221 175V174H219ZM254 175V174H253ZM215 176V175H214ZM255 176V175H254ZM16 177V176H15ZM18 177V176H17ZM20 177V176H19ZM78 177V178H77ZM125 177H127L125 179ZM204 177V178H203ZM236 177V175H235ZM247 178V176H245ZM244 177V178H245ZM150 181L152 180L151 176L149 177ZM212 178V177H211ZM210 178V179H211ZM221 178V177H220ZM243 178V180H245ZM26 179V178H25ZM78 179V180H77ZM154 179V178H153ZM185 179V180H184ZM206 179V180H205ZM209 179V180H210ZM241 179V178H240ZM261 179V178H260ZM3 180H9L8 182V186L6 188H3L1 187V184L3 183ZM73 180V181H72ZM147 180V179H146ZM148 180V181H149ZM191 180V179H190ZM213 180V179H212ZM238 181V179H236ZM254 180V179H253ZM71 181V182H70ZM237 181V182H238ZM14 182V181H13ZM58 182V181H57ZM138 182V181H137ZM136 182V183H137ZM146 182V181H145ZM196 182V181H195ZM194 182V183H195ZM213 182V181H212ZM218 182V181H217ZM236 182V184H237ZM242 182V180L240 181ZM245 182V181H243ZM241 183L242 186L245 185V183ZM249 184H251V181H249ZM69 183H67L69 185ZM154 183V184H153ZM230 183V182H229ZM11 184V183H10ZM15 184V182H14ZM13 184V185H14ZM58 184V183H57ZM56 184V185H57ZM175 184V183H174ZM200 184V182H199ZM240 184V187H242ZM10 186L8 187L9 189H12V187L14 188V186ZM52 185V184H51ZM72 185V186H73ZM179 185V184H178ZM212 185V184H211ZM215 185V184H214ZM235 185V184H234ZM247 185V184H246ZM245 185V186H246ZM70 186V185H69ZM193 186V185H191ZM224 186V185H223ZM256 186V185H255ZM17 187V186H16ZM52 187H55L54 185ZM60 187V186H59ZM236 189L238 188L237 185L234 186ZM240 187L238 189H240ZM248 187V186H247ZM250 187V186H249ZM23 188V187H22ZM46 188V187H45ZM45 188H42V189H45ZM156 189L155 192L153 193V195H149L148 192H150L152 189ZM158 188V187H157ZM178 188V187H177ZM226 188V187H225ZM46 189H50L49 188H46ZM182 188H179V192L181 191ZM192 189V188H191ZM217 189V188H216ZM215 189V190H216ZM222 189V188H221ZM221 189H219L221 191ZM229 189V188H228ZM243 189V188H241ZM239 190V191H242V190ZM54 190V189H53ZM56 190V189H55ZM55 190L53 192H55ZM57 190H60L61 189H57ZM67 190V188L65 189ZM165 190V193H167ZM171 189H169L168 191L169 192H173L170 191ZM187 190V189H186ZM224 190V189H223ZM8 191V189H7ZM6 191V192H7ZM19 191V190H18ZM70 192V188L69 190H67ZM185 191V190H184ZM212 191V190H211ZM232 191L234 192V194H236L237 191L233 190ZM249 191V190H248ZM264 191V190H263ZM9 192H11V190H9ZM40 192H43L42 190ZM49 194H50V191H48ZM53 192L51 191L52 193V197H55L57 194H53ZM152 192V191H151ZM215 192V191H214ZM230 192V191H229ZM233 192H231V194H233ZM13 193V192H12ZM16 193V192H15ZM58 193V192H57ZM164 193V194H165ZM224 193V192H223ZM240 192H238L239 194ZM7 194V195H6ZM233 194V195H234ZM238 194H236L238 196ZM243 194V193H242ZM9 195V196H8ZM21 195V194H20ZM41 195V193H40ZM60 195V193H59ZM168 195V194H167ZM173 195V194H172ZM212 195V196H211ZM229 195V194H228ZM235 195V196H236ZM240 195V194H239ZM247 195V194H246ZM4 196V197H3ZM163 196V195H162ZM227 196V194H226ZM225 194H224V197H226ZM235 196H232V197H235ZM10 197V198H9ZM20 197V196H19ZM18 197V198H19ZM51 197V198H52ZM58 197V195L56 196ZM62 197V196H61ZM75 197V196H74ZM77 197V196H76ZM78 197V198H79ZM168 197V196H167ZM209 198V199H206V198ZM248 197V196H247ZM260 197V196H259ZM0 198V199H1ZM15 199H18L17 197H13ZM33 198V197H32ZM180 198V197H179ZM215 198V199H214ZM228 198V197H227ZM231 198V196H230ZM13 199V200H15ZM20 199V198H19ZM53 199H56V198H53ZM63 199V198H62ZM65 199V198H64ZM155 199L156 201L154 202ZM183 199V198H182ZM186 199V198H185ZM221 199V198H220ZM259 199V198H258ZM261 199V198H260ZM263 199V198H262ZM261 199V200H262ZM2 200V199H1ZM46 200V199H45ZM181 200V199H180ZM188 200V199H187ZM186 200V201H187ZM248 200V199H246ZM16 201V200H15ZM18 201V200H17ZM179 201V199H178ZM183 201V200H181ZM207 201V202H208ZM12 202V201H11ZM14 202V201H13ZM20 201H18L17 203L19 204ZM88 202L90 201H87V204ZM252 201H250L249 205L251 204ZM262 202V201H261ZM80 204V201L77 202ZM85 203V202H84ZM91 203V202H90ZM254 203V202H253ZM3 204H7V203H3ZM3 204H1L3 206ZM16 204V206L18 205ZM95 204V205H94ZM213 204V203H211ZM248 205V203H246ZM255 204H261L259 201L256 202ZM0 205V207H1ZM9 205V204H8ZM8 205H5V206H8ZM210 205V204H209ZM208 205V207H210ZM248 205V206H249ZM262 205V204H261ZM56 206V205H55ZM79 206V205H78ZM243 209H247V207ZM252 206V204H251ZM10 207V206H9ZM90 207V206H89ZM213 206H211L212 208ZM217 207V206H216ZM215 207V210H217ZM229 207V206H228ZM240 207V206H239ZM258 207V206H256ZM254 209V216H255V213L258 212L259 209H261V207L259 206V208H256ZM3 207H1L2 209ZM249 208V207H248ZM251 209H253L252 207H250ZM5 210V208H3ZM11 209V208H10ZM13 209V207H12ZM242 209V208H241ZM262 209H263V206H262ZM4 210H0L1 211H4ZM18 210V209H17ZM75 210V209H74ZM88 210V209H87ZM225 210V211H224ZM239 210V208H238ZM237 210V211H238ZM7 211V210H5ZM5 211L3 212V214H0V215H3V216H6L5 215ZM8 211H9V208H8ZM11 211V210H10ZM16 211V210H15ZM94 210H91L89 212V214L87 216H85V214H82L83 212L79 213V214H72V215H67V217H63L58 223L56 224H53L52 226H48L47 229H50L51 231H53V233H55L56 231H58V229L61 227H64V228H69L70 227V223L67 221V220H71L72 219V222L74 221L75 223L76 220L77 221H81L83 222V220H87L88 217L89 219H91L92 217H94L95 215V219L97 220L98 216L97 213H95ZM227 211V213H226ZM243 211V210H242ZM240 210V213L242 212ZM78 212V211H77ZM172 212V213H171ZM212 212V213H213ZM224 212V213H222ZM248 212H249V209H248ZM251 212V211H250ZM75 213V212H74ZM169 214L171 213L172 216H168L166 214ZM210 213V214H209ZM253 213V212H252ZM259 213L261 214L262 212L259 211ZM259 213H256L258 216H259ZM7 214V213H6ZM12 215H14V213H10ZM41 214V213H40ZM117 214V216L115 217L114 215ZM163 214L164 218L165 219H169L170 218V221H164L163 220V217H161V215ZM248 214V213H247ZM264 214V212H263ZM19 215H21L19 213ZM106 215V214H105ZM138 215V214H137ZM231 216V214H229ZM2 216V217H3ZM23 216H25V213H23ZM104 216V215H103ZM168 216V217H166ZM253 218H257L254 217ZM261 216V215H260ZM263 218H264V215H262ZM262 216L260 217V219L262 218ZM1 217V216H0ZM42 217V216H41ZM107 217V216H106ZM128 217V216H127ZM159 218V219H158ZM160 218H162L160 220ZM199 218V221L197 220ZM246 218V217H245ZM249 218V217H247ZM251 218V217H250ZM251 218V219H253ZM27 219V218H25ZM251 219H249V221H251ZM24 220V219H22ZM136 220V219H135ZM224 220V219H222ZM231 220V219H230ZM264 220V219H263ZM99 221V220H98ZM102 221V220H101ZM103 221H104V218H103ZM108 221V219H107ZM110 221V220H109ZM248 221V220H247ZM256 221V220H255ZM100 222V221H99ZM135 222V221H134ZM228 222V221H227ZM257 222V221H256ZM262 222V221H261ZM22 223V222H21ZM235 223V222H233ZM241 223H243V221L241 220ZM260 223V222H259ZM8 224V223H7ZM6 224V225H7ZM85 223H83L84 225ZM109 224V223H108ZM219 224V223H218ZM226 224V223H225ZM224 224V225H225ZM232 224V222L230 223ZM251 224H254V223H251ZM69 225V226H67ZM73 225V224H72ZM82 225V224H81ZM88 225V224H87ZM99 228L100 230H103L105 233L111 228V227H106L105 224L101 223L99 224ZM234 225V224H233ZM8 226V225H7ZM18 226V225H17ZM218 226V225H217ZM235 226V225H234ZM243 226V225H242ZM84 227V226H83ZM209 227V228H208ZM223 228V226H221ZM226 227V226H225ZM233 227V226H232ZM220 228V227H219ZM244 229H246L245 227H242ZM82 229V228H81ZM97 229V230H98ZM232 229V228H231ZM241 229V227H240ZM177 231V233L175 232L173 234L174 231ZM212 230V229H210ZM219 230V229H218ZM221 230V228H220ZM50 231V232H51ZM63 231V230H62ZM83 231V230H82ZM90 231V230H89ZM203 231V230H202ZM216 231V228L215 230ZM237 231V230H236ZM235 231V232H236ZM245 231V230H244ZM67 232V231H65ZM81 232V231H79ZM129 232V231H128ZM217 232V231H216ZM222 232V231H221ZM220 232V233H221ZM233 232V230H232ZM3 233V232H2ZM63 233V232H62ZM240 233V232H239ZM244 233V232H243ZM173 234V235H172ZM199 234V232H198ZM84 235V234H83ZM202 235V233L200 234ZM2 236V235H1ZM48 236V235H47ZM180 236V237H179ZM216 236V238H215ZM227 237V236H226ZM75 238V237H74ZM208 238V239H207ZM215 238V239H214ZM219 238V237H218ZM118 239V238H117ZM194 239V238H193ZM222 239V238H221ZM212 241H215L214 243H212ZM120 242V241H118ZM212 243V244H211ZM214 246V247H213ZM22 247V246H21ZM143 248V249H142ZM210 248V250H209ZM259 248V246H258ZM15 249V248H14ZM160 249V248H159ZM248 250H250V247L247 248ZM60 250V249H59ZM86 250V249H85ZM103 250V249H100V251ZM209 250V251H208ZM14 251L13 249H6V248H0V254H3L5 256H11L14 255L15 253L12 252ZM208 251V252H207ZM154 252V251H153ZM39 253V252H38ZM44 253V252H43ZM104 253V252H103ZM136 252H134V255H135ZM144 253V252H143ZM212 253V252H211ZM216 253V252H215ZM220 253V252H219ZM219 253H216L214 254L213 252V255L216 256L217 254ZM22 254V253H21ZM90 254V253H89ZM94 254V253H93ZM92 254V255H93ZM112 254H115V255H118L117 257L118 258H113V255ZM142 254V253H140ZM147 254H150V253H147ZM183 255V261L181 262H175L174 261V258L176 255ZM202 254V256H201ZM232 254V253H231ZM17 257V254H15ZM98 255V254H97ZM100 255V254H99ZM98 255V256H99ZM157 255V253H156ZM211 255V257L214 259L215 257ZM220 255H223V257H226L228 258V256H224V254H220ZM220 255L217 256V258L214 259V261L212 262H215V261H218L223 258L220 257ZM230 255V254H229ZM233 255V254H232ZM246 255V253H245ZM2 256V255H0ZM87 256V255H86ZM97 256V257H98ZM103 256V255H102ZM107 256V257H108ZM147 256V255H146ZM204 256V257H203ZM20 257V256H19ZM201 257V258H200ZM232 258L229 259V260H232L233 256H231ZM13 258V257H12ZM88 258V257H87ZM91 258V257H90ZM110 258V257H109ZM108 258V259H109ZM122 258V259H123ZM134 258V257H133ZM144 258V257H143ZM157 258V257H156ZM230 258V257H229ZM9 259V258H8ZM22 259V258H21ZM47 259V258H46ZM93 259V258H92ZM103 258H100L98 257L97 259H93L92 261H88L89 263L87 264H95L96 262H100L102 263ZM119 259V261H118ZM147 259H150L149 257H147ZM44 260V259H43ZM106 260V259H105ZM150 260H153V259H150ZM158 260V261H159ZM224 260V259H223ZM2 261V260H1ZM95 261V262H94ZM108 261V260H107ZM107 261H104V263H106ZM110 261V260H109ZM87 262V261H86ZM123 262V261H122ZM152 262V261H151ZM207 262V261H206ZM224 262H227V261H224ZM235 262V261H234ZM233 262V263H234ZM125 263V262H124ZM123 263V264H124ZM154 263V262H153ZM230 264H232V262H229ZM19 264V263H18ZM99 264V263H98ZM107 264V263H106ZM109 264V263H108ZM120 264V263H119ZM122 264V263H121ZM127 264H130L127 262ZM131 264H135V263H131ZM149 264V263H147ZM151 264V263H150ZM158 264V263H157ZM160 264V263H159ZM200 264V263H199ZM216 264V263H215ZM219 264H228V263H223L221 261V263ZM234 264H258V263H247V262H235ZM264 264V263H263Z\"/></svg>","mask_w":264,"mask_h":264}]
</instances>
